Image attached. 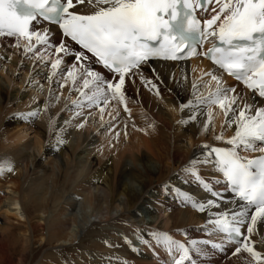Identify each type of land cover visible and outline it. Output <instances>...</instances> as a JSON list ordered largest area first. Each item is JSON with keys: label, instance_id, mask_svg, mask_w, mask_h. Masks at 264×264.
<instances>
[{"label": "bare ground", "instance_id": "obj_1", "mask_svg": "<svg viewBox=\"0 0 264 264\" xmlns=\"http://www.w3.org/2000/svg\"><path fill=\"white\" fill-rule=\"evenodd\" d=\"M44 26L51 29L52 42L58 44L65 39L54 26L36 25ZM14 43V38L0 37V162L7 160L14 166L13 172L0 175V264H11L16 251L19 263H24L35 242L40 244L39 249H45L42 258L52 264H161L164 257L167 261L173 257L152 239L154 231L169 233L174 239L183 237L184 243L213 240L201 235L207 213L186 205L180 194L188 193L196 200L210 197L182 169L191 159L204 158V143L223 145L214 140L212 131L202 130L200 122L205 117L193 122L191 109L181 111L179 105L191 99V83L201 69L220 74L219 70L200 58L181 64L146 62L140 72L153 80L160 95L146 87L139 74L131 76L139 83L126 77L125 103L141 111L131 118L122 105H117L120 115L115 120L106 114L102 125L98 116L89 117L85 126L78 129L75 125L80 118L70 119L71 105L65 107L61 98L38 119L28 115L27 123L15 124L16 113L43 107L49 85L45 79L47 70L24 58ZM70 56H63L68 64L74 60ZM91 67L113 77L96 63ZM17 70H22V74L15 79ZM30 72L43 84L42 93L37 85L27 83ZM157 75L160 80L155 79ZM222 78L225 86L236 88L245 101L264 106L263 101L231 78L223 74ZM52 86L55 88V83ZM50 117H55L54 128H49ZM109 119L114 126L112 132L106 131ZM176 119L178 122L174 123ZM181 119L184 123H180ZM66 120L70 123L65 124ZM214 120V125L220 127L218 134L223 117L217 115ZM150 124L153 127H148ZM56 132L65 141L62 145L56 144ZM113 132L120 133L118 139ZM225 135H232L231 130ZM48 145V154L46 150L41 154L43 146ZM198 167L206 181L231 198L211 163ZM176 173L195 184H175ZM11 218L17 223L12 224ZM258 231L264 234V224L258 225ZM256 247L259 249V244ZM224 253L208 247L206 255L193 256L197 264H245L241 263L245 254L240 255L239 261L238 256L229 254L231 258L227 259Z\"/></svg>", "mask_w": 264, "mask_h": 264}, {"label": "snow or ice", "instance_id": "obj_2", "mask_svg": "<svg viewBox=\"0 0 264 264\" xmlns=\"http://www.w3.org/2000/svg\"><path fill=\"white\" fill-rule=\"evenodd\" d=\"M42 22L57 25L65 39L52 42L50 28L36 27ZM0 37L14 38L13 47L22 50L24 58L47 70V98L42 108L28 115L38 119L63 98L65 107L71 105L70 119L80 118L78 129L89 117L98 116L102 125L106 114L115 120L120 115L117 105L131 118L125 103L126 77L139 74L141 82L159 96L158 86L140 72L141 65L152 59L179 61L196 56L215 65L220 74L201 69L191 83V99L179 105L181 111L191 109L193 122L205 117L202 130L212 131L214 140L223 145L204 143V158L191 159L182 169L210 198L180 195L186 205L207 213L205 231L218 240L184 243L161 231L151 237L172 255L173 264H197L193 253L206 255L208 247L224 251L228 245L235 246L231 255L245 254V264H264V234L258 231V225L264 224V106L245 101L222 78L226 73L254 96L264 98V0H0ZM68 41L80 50L70 48ZM66 55L73 56L72 64L65 62ZM92 63L102 65L113 77L94 71ZM27 83L44 91L31 72ZM217 115L223 117L218 134ZM48 124L54 128L55 117ZM113 127L109 123L106 131L112 132ZM229 130L232 135L226 136ZM119 136L113 132L114 138ZM55 138L57 145L65 142L60 132ZM209 163L223 178L231 198L201 176L198 166ZM13 171L10 161L0 162V175Z\"/></svg>", "mask_w": 264, "mask_h": 264}, {"label": "rangeland", "instance_id": "obj_3", "mask_svg": "<svg viewBox=\"0 0 264 264\" xmlns=\"http://www.w3.org/2000/svg\"><path fill=\"white\" fill-rule=\"evenodd\" d=\"M70 56V55H69ZM70 57H73L72 55L70 56ZM21 74H22V70H17V73H16V75L17 76H15V79H18V78H20L21 77ZM133 77V76H132ZM134 78V77H133ZM133 78H131V81H133V82H135V83H139V80H135V79H133ZM129 109H130V112H131V116H134L135 114H138V113H140L141 111H137V109H139L138 107H134V106H131V107H128ZM28 113H29V111H26V112H22L21 113V115H20V113H16V118H18L16 121H15V124H17V123H20V124H25V123H27V120L25 119L26 118V116H28ZM127 115H129V113H127V112H125ZM10 117H14V114L13 115H11ZM110 120L111 119H109L106 123H110ZM215 121H217V120H214V122ZM178 122V119H176L175 120V122L174 123H177ZM220 129V127H218L217 125H215V133H216V131H218ZM31 135V134H30ZM50 149H51V146L50 145H48L47 147L46 146H43V148H42V151H41V154H43L44 153V150H46L47 151V154H48V152L50 151ZM156 166H157V168H160L161 167V165L160 164H156ZM166 168V167H165ZM174 176H176L177 178H180L181 180H178L177 178L176 179H174V181L176 182L175 184H178L179 183V181H181L182 182V184H184V185H188V184H192V183H194L195 184V182H193V180L192 179H190V178H188L187 176H185V175H183V176H181V175H179L178 173H176V175H174ZM179 186V185H178ZM168 187H170V185L168 186ZM170 188H172V186L170 187ZM14 221V222H13ZM16 220L14 219V218H11V222H12V224H16L17 222H15ZM0 224H1V220H0ZM191 227H197V226H191ZM202 227V226H201ZM190 228V227H189ZM16 231V233H18V230H14V232ZM202 234L201 235H203L204 237H205V239H207V238H209V237H212V236H210L209 234H208V232H206L205 231V229L201 232ZM16 237V236H15ZM183 237H181L180 238V236H178V237H176L175 238V240H178V241H181V242H183V241H185L184 240V238L182 239ZM213 238V240H218V237H212ZM210 239V238H209ZM183 240V241H182ZM233 246V247H232ZM30 247L33 249V252L32 253H28V255H27V257H26V260H25V262L24 263H19V261H18V255H17V251L15 252V253H13V255H12V260H11V264H52V263H50V261L48 260V259H43L42 257H43V255H44V252H45V249H39V247H40V244L39 243H37V242H35V243H33L32 245H30ZM234 245H228L227 247H226V249L224 250L225 251V253H224V255L223 256H225L227 259H229V258H231V257H234L233 255H231V253H232V251L234 250ZM148 250H149V248H147ZM161 252H163V253H165V251L164 250H161ZM166 254V253H165ZM230 254V255H229ZM228 255L229 256H231V257H228ZM240 255H244L243 253H241V254H239L238 255V257H239V261H240ZM242 262H245V260L243 259L242 261H241V263ZM160 263L161 264H173V260H171V261H167V259L164 257L163 258V261L161 262L160 261ZM3 264H5V263H3Z\"/></svg>", "mask_w": 264, "mask_h": 264}]
</instances>
